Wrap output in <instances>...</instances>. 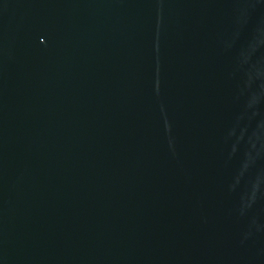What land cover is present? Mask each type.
I'll use <instances>...</instances> for the list:
<instances>
[{"label": "water", "instance_id": "95a60500", "mask_svg": "<svg viewBox=\"0 0 264 264\" xmlns=\"http://www.w3.org/2000/svg\"><path fill=\"white\" fill-rule=\"evenodd\" d=\"M0 264H264V0H0Z\"/></svg>", "mask_w": 264, "mask_h": 264}]
</instances>
